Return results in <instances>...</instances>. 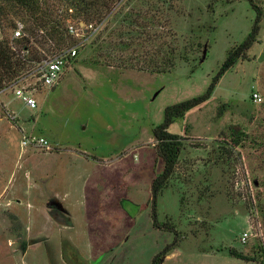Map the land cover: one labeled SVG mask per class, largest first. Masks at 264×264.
<instances>
[{"label":"rangeland","instance_id":"obj_1","mask_svg":"<svg viewBox=\"0 0 264 264\" xmlns=\"http://www.w3.org/2000/svg\"><path fill=\"white\" fill-rule=\"evenodd\" d=\"M169 1L175 4L171 11L158 0L124 1L114 10L150 15L158 3V16L168 11L174 44L186 56L172 69L123 67L118 54L126 52L106 45L120 38L104 30V21L95 33L74 38L81 43L79 53L55 85L39 86L36 76H28L24 83L35 87L37 107L11 89L0 92V264H153L160 256L159 264H260L239 259L230 249L254 255L264 242V0H258L260 30L247 57L223 74L207 100L170 125V132L185 137L184 145L173 178L154 199L153 181L165 168L155 129L168 107L207 92L257 15L250 0ZM58 12L64 15L62 7ZM158 24L152 32L166 34L165 23ZM14 32L2 35L11 41ZM164 40L170 38L149 42V54H159ZM36 46L39 57L59 51L52 41ZM31 70L26 65L21 74ZM253 92L262 102L253 101ZM235 123L253 141L232 149L227 159L217 148L226 144ZM24 133L47 137L50 149L23 147ZM214 148V159H225L233 170L229 195L235 205L217 197L200 200L195 208L194 187L185 180L209 171ZM53 196L68 210L69 224L53 220L47 204ZM197 216L209 230L195 233ZM169 246L174 248L164 256Z\"/></svg>","mask_w":264,"mask_h":264},{"label":"trees","instance_id":"obj_2","mask_svg":"<svg viewBox=\"0 0 264 264\" xmlns=\"http://www.w3.org/2000/svg\"><path fill=\"white\" fill-rule=\"evenodd\" d=\"M124 1L125 4L129 5V0H0V91L19 76L23 68L28 65V62L23 60L22 57L11 48L10 41H8L6 36L2 35L5 34V30L7 29H15L18 21L23 23L25 21L27 23L28 21L31 22V24L24 23L27 35L17 39L21 47L27 48L28 60L41 58L36 56L39 53V46H36L37 44L43 47L44 43L46 44L52 41L54 42V48L59 50L74 44V37L71 36L67 30L66 19L68 18L72 19L73 22L77 19V22L84 21L85 24L95 23L97 25L107 21L108 23L104 27V30H109L108 33L110 36L116 32L120 40L115 42V44L111 40L105 43L109 48H119L122 49L123 52H126L118 54L121 57L120 64L123 67L154 71L170 70L175 66L177 58L181 57L184 59V57H186L178 51L176 44H174L176 37L172 30V18L168 13V11H171V9L175 7L172 1L158 0V2L161 1V5H168L167 15L161 14L162 16H158L159 10L161 9L158 3L155 5V11L151 12L150 15L147 11L143 13L136 9H129L124 13L115 12L114 8L116 4ZM250 1L252 6L256 9L257 15L252 31L249 33L247 39L235 45L229 51L219 73L215 76L205 94L168 107L166 120L155 129V136L158 141L156 146L165 160V168L153 181L152 189L154 199H157L160 192H163L168 186L171 178H173L184 145V136L169 131V127L173 120L183 117L188 110L207 100L212 95L223 74L233 66L238 59L246 58L247 51L257 40L263 9L262 6L258 5V0ZM61 7L64 12L63 16L58 15V10ZM16 18H18V20H16ZM161 21L165 23L164 28L167 29L166 34L163 33V29L161 32L157 30L152 32L150 28H156ZM110 23H116L117 26L110 27L108 26ZM122 26L126 27L123 29ZM164 36L170 38V40H164L165 47L163 44V46L158 44V46L164 47V49H160L159 54L157 52L149 54L147 47L148 43L156 41L158 43V40ZM39 37H42V44L39 41ZM32 40L35 41L36 45L32 44ZM130 46H133V48ZM130 49H132L133 52H130ZM94 51V54L99 53L100 46H97ZM108 55L110 58L112 53ZM160 55L161 58L158 60ZM186 129L187 127H185V131ZM228 130V137L225 135L224 138L226 144L218 146L217 149L218 152H224L227 156L226 158L230 159L229 153H231L232 149L242 147L243 143L249 138V135L238 123L231 124ZM250 140L252 139L249 138L248 141ZM254 142H256V140H254ZM215 149L216 148L210 152V161L212 164L208 166L209 171L206 174L202 171L195 175L193 181L188 178L185 180L194 187L195 208H198L197 205H199L198 203L200 200L202 201L205 198H210L211 201L213 198L217 197L235 205L233 199L229 195V183L233 175V170L230 168L231 166L226 165L225 159L221 162L218 159H214ZM211 184L212 188L210 189ZM181 201L185 202L186 196H183ZM243 205L246 211H248V206H246V204ZM196 212L195 214L197 215ZM203 214L209 216V210H206ZM198 217L199 216L196 217L197 220L195 221V233H197L200 228L209 230L210 225L207 224L206 220L199 219ZM173 248L174 246H169L163 255H168ZM230 253L239 259L258 261L260 264H264V242L260 245L259 250L256 251L257 254L254 255L243 254L234 248L230 249ZM259 257L262 259L259 260ZM160 258L161 256L157 257L153 264H159L158 261Z\"/></svg>","mask_w":264,"mask_h":264},{"label":"built area","instance_id":"obj_3","mask_svg":"<svg viewBox=\"0 0 264 264\" xmlns=\"http://www.w3.org/2000/svg\"><path fill=\"white\" fill-rule=\"evenodd\" d=\"M81 23H75L72 20L67 22V30L71 36L75 39H79L82 37H87L88 34H93L97 31L99 25L94 23L80 25ZM85 25V26H84ZM27 35L25 30V24L21 21L17 22L15 27V32L13 37L10 41L11 48L18 53L22 57L23 60L28 62V65L32 66V70L26 72L24 75L20 74L17 76L12 82L8 83L5 88H3L0 92L11 89L13 94L18 97L22 98L26 104L32 108L37 107V99L33 92L35 87H27L25 85V81L29 75H34L38 79L40 83L39 86H53L55 85L61 78L63 69L66 63L75 58L78 53V46L81 43H75L70 46H67L53 54H50L46 57H41L40 59H27V48L21 47L20 45L17 46L16 41L18 38ZM253 101L256 103L262 102V95L258 92H253ZM16 116L14 114L11 115V119L14 120ZM21 145L23 147L26 146H38V147H45L46 149H50L49 139L45 136H35L28 133H24ZM249 237L248 232H244L241 236V241L246 242Z\"/></svg>","mask_w":264,"mask_h":264},{"label":"flooded vegetation","instance_id":"obj_4","mask_svg":"<svg viewBox=\"0 0 264 264\" xmlns=\"http://www.w3.org/2000/svg\"><path fill=\"white\" fill-rule=\"evenodd\" d=\"M47 204L49 206L51 216H52V213H54L56 215L64 216V217H66L68 222H70L68 210L64 207L63 203L56 196L51 197L47 201ZM52 218H53V216H52ZM53 220H55V219L53 218Z\"/></svg>","mask_w":264,"mask_h":264},{"label":"water","instance_id":"obj_5","mask_svg":"<svg viewBox=\"0 0 264 264\" xmlns=\"http://www.w3.org/2000/svg\"><path fill=\"white\" fill-rule=\"evenodd\" d=\"M206 52H207V49L205 46V49L203 51V58H205ZM52 216L59 224H64V225L69 224L68 220L64 216L56 215L54 213H52Z\"/></svg>","mask_w":264,"mask_h":264}]
</instances>
